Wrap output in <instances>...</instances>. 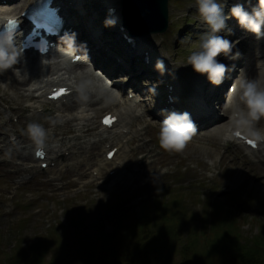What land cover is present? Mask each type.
<instances>
[{"label":"rangeland","instance_id":"obj_1","mask_svg":"<svg viewBox=\"0 0 264 264\" xmlns=\"http://www.w3.org/2000/svg\"><path fill=\"white\" fill-rule=\"evenodd\" d=\"M10 1L13 2L9 5L17 4L18 6L23 2V0ZM84 1V17L78 18L84 24L89 23L92 34L98 35L96 42L94 39L90 41L88 38L92 34L88 35L85 32L91 52L99 58L98 52H103L101 42H105L104 45L107 42L103 36L105 34L102 33L105 27L103 22L108 20V18L105 20L103 13L104 1ZM246 2L245 0H227L225 14L229 15L231 7L236 3L242 4L245 10L251 12L252 6ZM195 3L196 0H168L166 31L162 34L150 35L146 40L147 48L152 43L151 48L154 52L151 51L157 53L154 56L152 53L151 58L156 56V60L162 54L168 61L169 67L160 80H152L155 76H152L150 72L146 75L143 73L136 79L137 72H132V69L128 70L127 67L128 65L130 67L131 56L128 60L126 59L128 63L122 67L115 64L108 56L102 55V59L99 58L106 63L105 68L112 67L113 72L118 70L115 77H119L123 73L122 70H128L131 81H135V87L144 94L134 99L135 112L141 118H132L131 121L133 120L134 123L131 122V125H128L130 135L126 150L119 147L120 137L107 134L104 135V140L98 141L103 138L97 135L95 130L88 131L83 138L71 141V134L74 133L73 122L62 128V123L54 118L56 113L54 110L42 120L29 122L26 118L27 111L24 110L26 103H20L18 107L15 104V115L18 121L7 125L8 132H19L26 139L23 143L25 146L29 142L33 145L36 140L29 134V125L36 124L45 130V138L48 142L60 141L61 145H71L69 149L72 153L66 158L61 156L55 168L43 173L29 161L30 149L7 154L5 162L0 167V264L16 263V256L19 253L23 254L20 257L24 264L26 261V264H34L32 259L36 256L40 257L39 264H48L51 260H57L58 264H76L78 248L69 243L76 242L75 239L86 241L92 238L93 242L99 245L105 235L113 233L119 241L111 240L118 244V248H123L122 244H132L135 242V236L128 231V228L133 224H142L144 216H147V219L151 216L153 208L150 203L160 196L161 189L169 190V193H177L186 201H184V204H187L186 208L199 216L198 220H200L196 221L198 228L213 223L211 228L209 227L211 232H208L207 237L219 234L223 228L230 225L232 233L238 232L239 228V234L246 240L258 238L257 241L264 244V166L257 164L258 156L247 157L236 147L223 142L220 137L223 136L222 133L225 135L226 131L222 128V123H217L218 125H213L214 127H203L205 130L200 132L196 131L180 151H165L160 147V127L153 116L154 111L162 109L163 102L160 100L164 94L163 84L169 79H172V85L175 88L174 97L177 106L180 105L182 109L198 113L203 108L208 110L213 108L219 113L218 117L224 119H228L230 114L229 110L219 107L220 102L216 101L215 97L205 103L200 100L208 96L212 84L205 75L194 72L191 66L187 65L188 56L193 51L202 50V39L209 31L208 26L202 22L198 11L193 7ZM115 4L120 6V0H116ZM18 10L16 9L14 14H17ZM72 16L74 20L75 17L73 14ZM112 20L115 21L114 26H109L110 28L107 26L110 30L120 25L116 17L113 16ZM228 27L230 28L229 24ZM239 29L241 30L240 26ZM219 34L229 40H235L230 39L232 35L229 36L227 30ZM85 39L83 37L86 43ZM140 42L144 43V41ZM243 43L239 46L237 43L233 53L240 47L242 49ZM99 44L101 50L98 48ZM111 45L113 42L107 44L108 47ZM114 49H116V55L122 54L115 46ZM219 58L220 62L228 65L229 71H232V67L235 66L234 74L238 73L241 63L243 65L242 59H238L240 62L238 64L239 62H234L236 59L232 61L223 55ZM109 61L113 63L110 66L107 64ZM156 63L157 61L155 65H150L151 69H156ZM262 78L261 74L249 76V80H256L264 86V82L260 81ZM4 80V78L0 79V86L5 83ZM204 80L206 81L202 83ZM233 82L237 83L236 79ZM241 84L234 102L238 100L242 106L246 107L241 100L243 92ZM192 86L194 90V86H197L198 92L192 90ZM153 87H155V93L150 91ZM122 99L124 100L122 97L117 106L102 108L98 111L96 118L93 119L94 128L98 126L97 117L101 114L124 110L121 104ZM191 99H197L199 103L195 104ZM100 107L101 105L96 106V108ZM260 118L259 121H253L250 124L246 117L245 122L252 130L264 132V116ZM216 121H219V118L212 123L215 124ZM215 131L219 132L213 134ZM87 144H90L92 148L89 150L90 153L82 152L83 148L88 146ZM107 144L109 148H118L117 159H115L117 172L109 176L108 172L113 164L107 165L101 170L99 178L90 182L91 171L101 160L102 149ZM74 159L79 160L80 163L75 164ZM71 164H74L73 168L69 166ZM64 168L63 172L57 173ZM17 180L19 183L15 182ZM162 196L164 197V194ZM167 199L169 200L168 196ZM208 199L215 201L202 203ZM205 205L208 212L204 214L206 209L203 213L201 210ZM210 211L212 214L209 213ZM73 221L76 224L71 223ZM120 225L121 227L125 225L126 230L118 231ZM158 225L160 224H156ZM117 231L118 234H116ZM186 234V230L181 232V246L179 247L178 244V250L186 243L185 238H188ZM63 241L68 242L66 248L61 246ZM194 253L199 254L201 258L202 252L197 250L192 254ZM173 254H171L172 264H179L182 257L179 254ZM230 256V254L212 256L211 259H214L215 264H235V260ZM202 260L194 259L191 264H203Z\"/></svg>","mask_w":264,"mask_h":264},{"label":"trees","instance_id":"obj_2","mask_svg":"<svg viewBox=\"0 0 264 264\" xmlns=\"http://www.w3.org/2000/svg\"><path fill=\"white\" fill-rule=\"evenodd\" d=\"M165 190L161 189L158 200L153 202V214L148 219L144 216L142 224H133L128 228V231L135 236V242L122 244L123 248H118V244L113 243L119 241L114 238L115 234L105 235L99 245H96L92 238L86 241L79 240L76 244L79 254L76 256V264H172L173 253L182 257L179 264H191L194 259L195 261L203 259L201 262L203 264H215L214 259H211L212 256L228 254L235 260V264H264V244L257 241L258 238L246 240L239 234V228H236L238 232L232 233L230 225L223 228L219 234L207 237L208 232H211L209 227L213 223L198 228L196 221L200 220H198L199 216L186 208L184 199L177 193H169V190L163 192ZM207 212L208 209L204 214ZM209 213L212 214V211ZM156 224L160 225L156 226ZM117 230H126L125 225L122 227L120 225ZM183 230L187 231L188 238H185L186 243L178 250L177 246L178 244L179 247L181 246L180 238ZM67 245L66 241L61 243L62 248H66ZM197 250L202 252L201 258L199 254H192ZM21 255L23 254L19 253L16 256L17 262L11 264H24L21 262ZM39 261V256L32 259L34 264H39ZM49 264H58V262L51 261Z\"/></svg>","mask_w":264,"mask_h":264},{"label":"clouds","instance_id":"obj_3","mask_svg":"<svg viewBox=\"0 0 264 264\" xmlns=\"http://www.w3.org/2000/svg\"><path fill=\"white\" fill-rule=\"evenodd\" d=\"M227 0H196L193 7L199 13L203 23L208 26L209 31L201 42V51H193L187 58V65L198 74L205 75L207 80L214 86H220L229 71L228 65L220 62L218 57L223 55L230 59H237L241 53L233 49L239 41H232L219 33L227 30L228 35H233V30L228 27L227 21L234 18L239 26L247 32L256 36L257 39L264 38V0H259L258 6L251 12L245 10L240 3L234 4L230 14H225ZM115 21L108 19L105 26H114ZM73 41V40H72ZM74 42V41H73ZM16 63L15 56L9 52L8 45H0V70H6ZM156 69L163 72V61L158 60ZM243 89L241 100L247 107V118L251 124L264 116V86L256 80L242 82ZM155 93V87L150 89ZM130 95H134L130 92ZM197 127L187 112H171L161 122L159 131L160 147L165 151H180L186 142L196 133ZM29 134L37 143L45 137V130L36 124L29 125ZM251 135L257 141H264V134L252 130Z\"/></svg>","mask_w":264,"mask_h":264},{"label":"bare ground","instance_id":"obj_4","mask_svg":"<svg viewBox=\"0 0 264 264\" xmlns=\"http://www.w3.org/2000/svg\"><path fill=\"white\" fill-rule=\"evenodd\" d=\"M5 1L9 2L10 0H5ZM71 2H72V4L70 3L71 7H69V8H73L74 12H78V15L80 16V18L84 17L83 7H84L85 1L84 0H72ZM104 3H108L107 6H114V5H116L115 4L116 0H104ZM15 5L16 4H14L12 6H10V5L6 6L4 8V10L0 9V15L1 16L5 15L4 17H9L13 12H16L15 10H16L17 6H15ZM21 9L18 10L19 11L18 14L20 13ZM65 9H66L67 16L69 18V24L74 25V21L70 19L71 17H70L68 8L65 7ZM117 15L118 14L116 13L114 16L117 18ZM237 24H238V22H237ZM86 31H87V29H86ZM102 33L105 34L103 36H105V38L109 42V43L107 42L106 44H111V42H113L111 36L117 35L118 30H116V28H114V27L111 30H109L107 28V29H103ZM144 41H145L144 43L140 42L138 44H136L137 42H135V44H134L135 52L136 53H143V52L149 51L152 54L154 52V49L151 48L152 47L151 45H149L147 48V41L146 40H144ZM246 45L250 46L249 49H253L251 43H248ZM256 50H257V48H256ZM115 52L116 51L114 50L112 53L115 54ZM125 53L127 55L126 59L128 60L130 53L126 50H125ZM131 53H133V51ZM147 54H149V53H147ZM155 54H157V53H153L152 55L154 56ZM246 58H248V59L252 58L253 59L254 56L252 53H249ZM26 59H27V57H26ZM26 59L17 61L16 63H13L11 65V67L6 69V70H0V79L1 78L5 79L4 80L5 83L0 86V89H1L0 101L8 102V103L9 102H11V103L15 102L17 105L21 102L26 101V100L37 101V102H32L27 106L29 108V110L31 111L30 113L34 114V111L39 107V104H40V102H38V99L42 98L44 96V92L46 90H49V88L55 87V86H69V88L72 90V94L70 95V98L69 97L67 98L66 104H69L70 102H80L79 108H77L78 110L73 115L67 116L68 115L67 113L70 114L69 111L72 110L73 106L72 105L71 106H69V105L63 106L64 104H62L61 102L59 105H57L56 110L59 112L58 116L60 115L61 121L65 120L64 121V127L69 126V122H75L76 121L77 123L75 124V126H76V129L78 131H80V134H82L83 132H88V131L92 130L93 123H94L92 119H94L95 113L98 112V108H95L97 105V102H99V101L104 102V104L106 106L111 107L114 105V102L117 101L116 96H110V94L106 91V89L103 87V85L97 83V79L95 80L94 79L95 77L86 71H81L80 73L75 74L73 77V79H75L74 81H71L68 79L65 80V79L61 78V77H63V74H61L59 76L57 75V73L60 70L58 67H56V66H50L49 67L48 65H45V64L37 66L34 63V61H32V60L26 61ZM120 59H123V57ZM262 59L263 60H261L259 62L260 65L264 64V54H263ZM126 61H124V62H126ZM123 63L120 65L121 67L123 66ZM20 64H21V66H24L25 69L18 71L17 75H16L10 69L14 68V67H18V65H20ZM30 64H32V66L30 68H27ZM30 69H32L33 71H30ZM61 69L64 70L63 68H61ZM32 73H33V75H32ZM37 73H39V75ZM141 74H143V73H141ZM259 74H261L263 76V78L260 80L263 83L264 82V70H261L260 72H258V75ZM86 78H90V80H92V81L95 80L96 83H94V84L92 83V86L88 83H84V81H85L84 79H86ZM32 81H34V83ZM170 84L172 85L173 83H171V81H170ZM28 85H30V86L27 88ZM83 85H86V87H88L89 89L85 88V89L81 90L82 93L80 95L76 96V91L74 89L80 90V89H82ZM194 87H195V90H194L193 86H192V90H194L195 92H198V87L197 86H194ZM33 92L38 94V95H33L32 94ZM232 99H233V96L229 100V102H227L228 106H230V109L232 107V104H234ZM123 105L125 106L124 107L125 110L123 113L118 112L117 114H115L117 116L118 120H117L116 124L112 126L113 127L111 129L112 133L111 132L110 133L113 136L125 138V136L126 135L128 136L130 133V132H127L126 126L128 124H131L129 120L131 117L135 116V110H134L135 107L133 106V101L132 100L130 101L126 98L123 101ZM81 106H84V107H81ZM246 112H247V107H246ZM233 113H238V112L235 111ZM241 114L242 115H239L237 119L230 118V122L227 123V128L229 127V125L231 127H236V129L234 128L230 131V134H231V132L239 129L241 124H242V127L245 126L242 111H241ZM210 118H211V120L216 119L215 115L214 116L211 115ZM119 123H120V126H119ZM242 130L245 131V129H243V128H242ZM103 131H107V130L104 129ZM217 132H219V131H215V132H213V134H215ZM210 134H212V133H210ZM73 137H75V136H73ZM220 138L222 141L224 140V138L223 139H222V137H220ZM228 140L230 141L232 139L229 138ZM41 144L44 145L45 148L48 147V149L51 151V154H52L51 156H47L43 160V162H53V161L58 160V157H59V155L62 151V148L64 146H61L60 144H58V141H57V142H54V144H55L54 146L49 147L48 146L49 143L47 141H45L44 139H42V141L40 142V145ZM262 149L264 150V144L262 145ZM113 159L114 158H112L111 162H113ZM103 165H104L103 163L100 164L99 165L100 169H98V170L103 169V167H104ZM258 165L264 166V157H262V160L258 161ZM70 166L74 167L73 164H71ZM116 167H117V163H113V168H116Z\"/></svg>","mask_w":264,"mask_h":264},{"label":"water","instance_id":"obj_5","mask_svg":"<svg viewBox=\"0 0 264 264\" xmlns=\"http://www.w3.org/2000/svg\"><path fill=\"white\" fill-rule=\"evenodd\" d=\"M124 26L133 36L160 34L167 28V0H121Z\"/></svg>","mask_w":264,"mask_h":264},{"label":"snow or ice","instance_id":"obj_6","mask_svg":"<svg viewBox=\"0 0 264 264\" xmlns=\"http://www.w3.org/2000/svg\"><path fill=\"white\" fill-rule=\"evenodd\" d=\"M59 94H60V95L64 94V90L61 89ZM108 122H109L108 120L105 121V123H108ZM38 154H39V155H42V153H38Z\"/></svg>","mask_w":264,"mask_h":264}]
</instances>
